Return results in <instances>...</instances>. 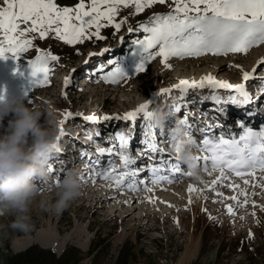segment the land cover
Segmentation results:
<instances>
[{
    "label": "rangeland",
    "instance_id": "rangeland-1",
    "mask_svg": "<svg viewBox=\"0 0 264 264\" xmlns=\"http://www.w3.org/2000/svg\"><path fill=\"white\" fill-rule=\"evenodd\" d=\"M55 2L60 7L74 8L79 0H55ZM85 4L88 6L90 0H85ZM3 7H6L4 0H0V8ZM169 11L168 5H153L141 13L133 14L135 12L134 5L120 6L115 20L116 22L125 20V23L118 31L114 25L102 27L100 35L104 39L93 37L83 43L69 45L56 38L54 34H50L44 39L37 36L32 41V46L19 59L14 58L11 54L7 55V59L0 58V96L3 98L23 96L30 107H40L42 110L51 109L54 112L58 130L60 129L59 121L63 119L65 111L73 113V116L63 126L65 134L61 136L59 131V147L63 149L66 146L65 155H62L58 165L49 163L54 172H49L47 179L35 181L39 195L32 202L27 213L30 217L28 221L31 226L30 230L24 232L13 228L14 214L7 212L0 214V264H264V207H262L264 206V189L252 186L253 184H264V179H260L264 174L259 172L256 177H245L250 181L248 186L243 184L241 178L231 175L229 180L216 186V192L211 191L206 185L211 184L212 180L219 174L218 172H214L210 176L201 170L200 179L184 176L176 182L168 183L166 188L158 192H156L158 183L151 182L148 185H140V192H145L144 194H147L149 198L160 197L158 200H139L137 198L131 199L130 203L123 205L121 202L113 203L111 200L105 203V206L99 204L100 206L95 205L94 207L93 201L89 200L88 194L82 190L81 195L71 201L63 211H58L55 208L57 178L60 182L65 174L70 170L73 171L76 166L80 167V172L77 175L80 178L85 177L82 171L83 166L81 167L80 164L82 161L87 163L88 158L86 156L88 155L84 156L85 160L79 161L80 163L77 165L67 164L68 158L74 160L78 155L85 154L84 152L78 154L77 150L85 151L87 149L90 155V167H95L98 171H103L102 168L108 165V168L111 166L120 167L116 155H101L98 152L99 149L97 152H93L96 149L92 143H83L77 136H73L69 132L66 133L67 130H71L69 128L75 127L80 131V127L77 125L79 121L88 122L87 126L94 122L85 121L83 116L95 115L96 117L99 116L98 118H102L105 114L112 117L124 116L125 113L135 110L140 103L151 100L149 109L159 108L162 110L167 107L166 112L170 114L168 120L173 122L177 119V115L171 112L172 105L170 103L172 99L169 100V98L172 97V93L177 94L180 89L174 88L168 97L155 95L160 89L177 85L182 79L198 81L202 76L209 73L219 80L233 81L238 79L237 82H239L242 79V70L251 71L257 65L258 57L264 56V44H261L253 46L247 54L230 53L227 56L206 54L199 57L185 56L183 58L173 56L167 61L171 67L166 68L161 63L162 58L155 55V52L159 50L156 48L152 50L153 58L147 61L145 71L136 73V65L140 62L142 55L137 41L143 40L148 35L140 25L151 26L149 21L155 14H166ZM102 23H106V21H102ZM104 49H108V51L104 52ZM49 51L60 58L58 62L49 61L50 67L61 62L64 65L57 74L54 72L55 70L50 72V83L37 85L35 77L31 75L28 61H35L38 55H43ZM77 52L80 54L77 55ZM89 53H96L90 61L88 60L91 65L92 63L93 65L96 64L94 65L93 76L88 75L93 79L90 82L87 81L86 85L74 87L75 80L81 83L86 81L85 77L88 78L83 75L84 71H81L84 66H89L88 62L81 67L76 68V66L79 63L78 60L90 58ZM256 53L258 54L255 58ZM207 58H211V60L207 61ZM94 59H96V63L92 62ZM110 61L112 63H109ZM223 61L230 62L228 66H223L220 71L218 70L216 75L213 74L215 67ZM229 65H240L241 68L229 67ZM117 66H121L129 76L116 83L106 82L102 78L103 75L109 71H114ZM102 67L103 72L100 71ZM73 69L76 70L74 73L72 72ZM69 75H71L72 82L65 88L64 78ZM82 75L83 78L80 77ZM255 75H257L256 77H264V65L257 69ZM260 81L261 79L257 81L256 86ZM140 85L142 88H139ZM65 92L67 93L66 97ZM199 92L207 93L208 91L205 89ZM262 99L260 102L263 101ZM252 115V117H246L243 130L251 127L253 131H257V127L254 128L253 126L255 115L253 113ZM44 119L47 120V112H45ZM114 120L99 119L98 122L104 130H108ZM262 123H264L263 119L258 120L257 125ZM121 124L124 125L121 133L133 127L145 126L141 120H137L135 126L129 120H123ZM226 126L229 125L216 128L212 136L224 135L226 138L234 136L232 133H229L228 136V132L232 128L235 133H244L240 128V121H234L231 127ZM237 128H240L238 132L235 130ZM260 130L261 128L258 129V131ZM129 134L131 133H127V136ZM235 136L238 139L237 134ZM109 138H113V136L109 135ZM84 140L87 141L88 139L84 138ZM128 142L131 153V141ZM110 144L105 137H101L97 143L101 149L106 150L109 149ZM118 144L119 142L116 141L115 145ZM169 149L170 152L167 155L174 157L172 147L170 146ZM116 150H119L118 147ZM195 150L197 156L208 155V153L201 152L197 148ZM152 157L154 158V155ZM138 161L143 164L141 157H138ZM146 165H149V162H146ZM65 167H67L66 171L63 170ZM181 167L183 172L190 170L184 162ZM139 172L141 174L144 171L139 170ZM96 173L92 172L91 176L90 172L87 171L86 179L94 177ZM144 174L143 178L139 175L137 180L143 181L146 178H152L147 171ZM167 174L169 173L166 171ZM96 178L97 176H95ZM189 182L197 183V185L199 183L200 187L205 186L203 187L204 201L210 209L204 210L203 208L204 214L200 213L194 217L198 225L181 233L180 229L175 226L176 220L180 218L181 222L184 218L194 221L189 208V197L191 195V200H196V202L199 200L197 192L191 194L188 192ZM94 183H97L98 186L96 192L91 190L90 185L93 184L91 179L82 182V185L84 189L89 188L94 194L103 192L108 187L115 190L119 189L110 186L114 185L113 180L99 178ZM229 183L240 185L247 193V197L250 196V202L244 209L239 211L234 209L237 202L230 197L238 195V190L227 187L226 185ZM145 187L150 188L151 191H145ZM254 188L258 191L256 195L251 193ZM123 191L124 194L133 192L126 188H123ZM216 193H223V196ZM117 194L115 198L124 195L121 191H117ZM195 195L197 199L194 198ZM162 197L169 199L167 205L161 204ZM239 198H243V196H239ZM252 201H255V206ZM171 203L178 205V207L169 206ZM227 205L233 207L234 216L225 212ZM171 209L173 210L165 215V211ZM132 210L134 211L131 212ZM128 211L130 213L126 216L125 223L121 224L120 215ZM153 211L155 214L148 213ZM255 211L258 214L251 215ZM211 212H213V218L209 217ZM111 213H115V215ZM241 217L244 218L241 219ZM145 221H147L145 224H141ZM249 230L253 233L252 238L249 237ZM28 237H36V240L26 243L25 239ZM198 237V249L195 252L192 242ZM193 249L194 251H192ZM189 250L192 252L186 257L185 252Z\"/></svg>",
    "mask_w": 264,
    "mask_h": 264
},
{
    "label": "snow or ice",
    "instance_id": "snow-or-ice-1",
    "mask_svg": "<svg viewBox=\"0 0 264 264\" xmlns=\"http://www.w3.org/2000/svg\"><path fill=\"white\" fill-rule=\"evenodd\" d=\"M4 4L6 7L0 8V36H2V39H0V58L4 59H7L8 54L19 59L32 46V41L37 36L44 39L50 34H54L56 38L69 45L83 43L93 37L104 39L100 35V29L108 25H114L118 31L125 20L116 22L115 17L120 6L128 7L129 5L135 7L133 14L141 13L153 5H168L170 8V11L166 14H155L149 21L151 26L140 25L148 35L143 40L137 41L142 55L140 62L136 65V73L145 71L147 61L153 58L152 50L156 48L159 50L155 52V55L162 58L161 63L166 68H170L171 65L167 61L173 56L183 58L185 56L199 57L206 54L214 56H227L230 53L247 54L253 46L264 44V0H90L88 6H86L85 0H79L74 8L60 7L55 0H4ZM102 21H106V23H102ZM129 31H132V29H129ZM103 51L107 52L108 49ZM79 54L77 52V55ZM95 55L96 53H89L90 58ZM59 59L58 56L49 51L43 55H38L35 61H28L31 75L35 77L37 85L50 83L49 74L54 65L50 67L49 61L58 62ZM262 65H264V57L257 61V65L253 67L251 72L242 70L243 82L240 84L234 85L227 80H219L209 73L202 76L198 81L195 79H182L177 85L162 88L155 95L170 94L174 88H179L181 95L171 107L173 113H180L182 110L187 109L189 104L196 102L195 98L188 100L190 90L205 87H210L213 90L224 89L229 91L231 95L225 99L214 93L211 97H204V100L210 98L217 104H247L252 102L253 99L246 90V83L251 79H261L262 94H264V77H256L255 75L257 69ZM233 66L241 68L240 65H229V67ZM75 71V69L72 70L73 73ZM100 71L103 72V67ZM128 76L121 66H117L114 71L107 72L102 78L106 82L116 83ZM71 82V75L65 77V88ZM64 95L66 97L67 93L65 92ZM0 99H3V97L0 96ZM151 103V100L146 101L135 110L125 113L123 117H112L107 114L102 118L95 115H80L83 116L85 121L124 119L132 121L135 125L137 118L143 114L144 134L148 137L145 141V153L150 152L161 157L158 164L150 169L155 177L152 183L161 181L172 183L184 176L194 177L193 171H182L183 161L178 155L171 157L164 154L163 149L158 146L156 141L157 129L159 130L161 143L174 144L177 138L173 135H166L163 127H157L151 122L150 112L148 111ZM192 115L191 111H185L184 117L178 120L187 130L186 135L190 139L192 129L190 118ZM72 116L73 113L66 110L63 119L59 121L61 136L65 134L63 126ZM241 127L244 128V125L242 124ZM115 135L119 144L113 145L112 148L107 150L99 149L98 152L101 155L118 156L122 162L120 168L117 169L115 166H111L96 175L106 180H113L114 185L110 186L140 191V185H144L145 182L137 180L140 172L132 167L136 163V158L130 153L129 142L122 133H116ZM191 141L194 148L208 153L204 156L195 155L194 159L197 167L210 176L214 172L219 173L210 185H206L213 192H216L218 184L229 180L231 175L241 178L243 184L248 186L250 181L245 178L246 176L256 177L258 172L264 174V129L253 131L251 128H245L244 133L238 139L236 137L226 138L221 135L216 140L204 137L202 144H198L192 139ZM117 147L118 151L116 150ZM57 151H59V148ZM161 166L169 173L168 175H158ZM48 170L50 173L54 172L51 165H49ZM260 179H264V175ZM92 182H95V176L92 177ZM57 183H59V178H57ZM226 186L238 190V195H233L230 199L239 204V196H244V203L239 204V206L244 207L248 204L247 193L240 185L229 183ZM252 186L264 189V184H253ZM144 190L151 191L147 187ZM200 191L203 190L189 185L188 192L190 194L193 192L199 193ZM216 194L223 196V193ZM191 202L190 195L189 203ZM252 203L255 206V201H252ZM226 212L235 215L231 205L226 206ZM251 215H255V212ZM243 218L241 217V219ZM252 236L253 233L249 230V237L252 238Z\"/></svg>",
    "mask_w": 264,
    "mask_h": 264
},
{
    "label": "clouds",
    "instance_id": "clouds-1",
    "mask_svg": "<svg viewBox=\"0 0 264 264\" xmlns=\"http://www.w3.org/2000/svg\"><path fill=\"white\" fill-rule=\"evenodd\" d=\"M169 116L159 109L150 112L151 122L157 127H164ZM170 134L177 138L172 150L194 172V178L200 179L201 170L194 159L196 150L184 127L177 121ZM58 137L51 109L30 107L23 96L0 99V214H14L15 229L30 230L27 213L39 195L35 181L49 176L48 161L59 147ZM82 187L77 173L68 171L56 185V210L67 208L81 195Z\"/></svg>",
    "mask_w": 264,
    "mask_h": 264
},
{
    "label": "bare ground",
    "instance_id": "bare-ground-1",
    "mask_svg": "<svg viewBox=\"0 0 264 264\" xmlns=\"http://www.w3.org/2000/svg\"><path fill=\"white\" fill-rule=\"evenodd\" d=\"M118 46L120 45V44H117ZM109 47H112V46H109ZM78 50H79V48H78ZM258 53H256L255 54V58H256V55H257ZM248 56V55H247ZM246 56V57H247ZM251 57V56H250ZM262 57H264V56H260V57H258V59L256 60V62L258 61V60H260ZM205 58V57H204ZM90 61L91 60V58L90 59H80V60H78V64H77V66H76V68L77 67H81L82 65H84V63H85V61ZM96 59H94L92 62H97V61H95ZM207 61H210L211 60V58H207L206 59ZM223 60V59H222ZM229 62L230 61H223V62H221V63H219L216 67H215V70H214V72H213V74H217V71L219 70L220 71V69L221 68H223V66H228V64H229ZM62 65H64L62 62L61 63H58V64H56V66H54V68H53V70H55L54 72L57 74L62 68ZM174 65V64H173ZM87 67H86V70H88V65H86ZM256 66V65H255ZM250 68H252L251 66H250ZM249 68V69H250ZM92 69V68H91ZM251 71H252V69H251ZM251 71H249V72H251ZM167 73H168V71H167ZM84 76H87L88 78H87V81L88 82H90V81H92V79H93V77H89L87 74L86 75H84ZM257 76V75H256ZM82 78H83V75L81 76ZM259 79V78H258ZM257 79V80H258ZM243 80L241 79L240 81H239V84L242 82ZM255 81V79H251V83L252 84H249L248 82L246 83V85H248L247 87H249V86H252V85H254V83H256V82H254ZM78 82V81H77ZM236 84V83H235ZM234 84V85H235ZM139 88H142V86L140 85L139 86ZM257 93H260V90L257 92ZM262 93H260L259 94V96L261 95ZM148 100V99H147ZM176 101H174V103H175ZM253 114L255 115V113L253 112ZM259 113L257 112V115H255V122L253 123V126H254V128H256V127H258V120H260L264 115V112L262 113V114H259ZM261 115V116H260ZM118 116V115H117ZM253 115H251V116H249V117H252ZM99 117V116H98ZM120 117H123V115L122 116H120ZM63 118V117H62ZM101 120V119H100ZM124 119H115L114 120V122L109 126V128H108V131H110V132H115V130L117 129V128H119L120 126H121V122L123 121ZM216 120V116L214 117V119H212V121L211 122H213L214 123V121ZM213 123H211V126L213 125ZM221 124H222V122H221ZM85 125H88V123L87 124H85ZM173 125H175V124H173ZM99 128H100V130H101V132L103 131L102 130V128L99 126ZM70 129V128H69ZM79 130H81V128L79 129ZM66 133H68V131L66 132ZM79 134V133H78ZM134 134H135V131H131V135L134 137ZM191 137H193V135L191 136ZM134 139H136V138H134ZM73 141V140H72ZM88 142H89V139L87 140ZM119 142L118 141V139H117V137L115 138V142ZM159 142L161 141V138H159V140H158ZM158 141H157V143H158ZM60 142V141H59ZM64 143H66V142H64ZM161 143V142H160ZM63 150L64 149H62V148H60L59 147V151H57V152H55L53 155H52V158L53 159H56V158H58V160L60 159L61 160V158H59V157H62V155H65V152H63ZM63 152V153H62ZM62 153V154H61ZM87 154L85 153V154H80V155H78V157L76 158L77 159V163H80L79 161H82V160H84V156H86ZM52 160V159H51ZM59 160V161H60ZM53 161H56V160H53ZM156 162V161H155ZM154 162V163H155ZM134 166H136V163H135V165H133L132 167H134ZM146 168V167H145ZM163 168V167H162ZM75 172H78L79 170H80V167H74V169H73ZM92 174V172H90V175ZM217 175V174H216ZM92 176V175H91ZM162 176H164V174L162 175ZM142 177V176H141ZM204 178V177H203ZM84 180H86V178L84 179ZM195 180V179H194ZM206 180V179H205ZM176 182V181H175ZM173 183V182H172ZM168 183L167 182H164V181H161V182H159L158 184H157V187H156V192H158L159 190H162V189H164V188H166L165 186L167 185ZM175 185V184H174ZM189 185H192V186H194L196 189H202L203 190V187H205V186H203V187H200L201 185L198 183V185H197V183H192V182H189ZM188 185V186H189ZM200 185V186H199ZM91 186V190H93V192H96V190H97V188H98V186H97V183H93L92 185H90ZM140 188H141V186H140ZM171 188V187H170ZM178 188V187H177ZM189 188V187H188ZM260 188V187H259ZM125 189V188H124ZM127 189V188H126ZM262 189V188H261ZM82 190H84L83 192H85L86 194H88V196L90 197L89 198V200H91V201H93V205H94V207H95V205H97V206H100L99 204H103L104 206H105V203H108V202H110L111 200H113L112 202L113 203H115V202H121L122 203V205L123 204H128V203H130L129 201H131V199H137V198H139V200H149V199H156V200H158V198H160V197H154V198H149L148 196H147V194H144V193H142V192H140V191H133V192H131V193H127V194H124L125 192L123 191V189H121V188H119V189H116L118 192L119 191H121L124 195L123 196H121L120 198H115V197H117V191L115 190V189H111L110 187H108L107 189H105L103 192H99V193H93L92 191H90L89 190V188L88 189H84V187H83V189ZM129 190V189H128ZM102 191V190H101ZM257 190H255V188L253 189V191L251 192V193H254V195H256L257 194ZM182 193H183V190H182ZM186 193V192H185ZM196 194V193H195ZM199 200H197V202H196V200H191L192 202L191 203H189V208H190V210H191V213H192V216H193V218L194 217H197L200 213H203L204 214V212H203V208H204V210L205 209H210L207 205H205V201H204V196H203V191H200L199 193ZM130 197H129V196ZM185 195V194H184ZM183 195V196H184ZM189 195V194H188ZM210 195V194H209ZM250 197V196H249ZM249 197H247L248 198V201L250 202V200H249ZM163 198V197H162ZM194 198H196V195H195V197ZM252 198V197H251ZM197 199V198H196ZM244 199H245V197L243 196V198H239V204H243L244 203ZM88 200V199H87ZM167 200V201H166ZM168 200L169 199H166V198H163L162 199V203L161 204H168L169 202H168ZM188 200V199H187ZM248 202V203H249ZM178 203V202H177ZM258 203V202H257ZM263 203V202H262ZM166 204V205H167ZM239 204L238 203H236V205L234 206V209H236L237 211H239V210H242V209H244L245 208V206L244 207H240L239 206ZM121 205V204H120ZM170 205V204H169ZM260 205V204H259ZM258 205V207H261V206H259ZM91 206V205H90ZM161 206V205H160ZM171 206H173V207H178V205H175V204H172L171 203ZM219 206V205H218ZM155 208H156V206H155ZM158 208V207H157ZM169 209V208H168ZM173 209H171V210H168V211H165V215H168V213L169 212H171ZM134 210H132L131 212H133ZM223 211V210H222ZM225 212H226V207H225ZM130 213V211H128V212H126V213H123V215H120V223L121 224H124L125 223V218H126V216L128 215ZM149 214H155L154 213V211L153 212H148ZM227 213V212H226ZM112 215H115V213H111ZM255 214H258V212L257 211H255ZM190 217V216H189ZM209 217H211V218H213L214 217V215H213V212H211L210 213V216ZM139 218V217H138ZM177 218V217H176ZM136 219V218H135ZM192 219V218H191ZM148 221V220H147ZM147 221H145V222H143V223H141V224H145ZM176 221H178V222H176V224H175V226L176 227H178L179 229H180V231H181V233L184 231V230H187V229H189L190 227H196L197 225H198V222H197V220H196V218H194V221L192 220V221H190L189 219L187 220V219H184V218H182V221L180 222V218H178V220H176ZM183 226V227H182ZM135 229L137 228L136 226L134 227ZM82 230V229H81ZM72 236V235H71ZM79 238V237H78ZM194 238V237H193ZM198 239H199V237L198 238H195L194 240H193V242H192V246H193V248H195V252L197 251V249H198ZM26 240V243L27 242H31V241H34V240H36V237H28V238H26L25 239ZM86 240H87V238H86ZM84 242V241H83ZM202 243V242H201ZM62 245V244H61ZM192 251H194V249L192 250ZM192 251H186L185 252V256L186 257H188L189 255H190V252H192Z\"/></svg>",
    "mask_w": 264,
    "mask_h": 264
}]
</instances>
